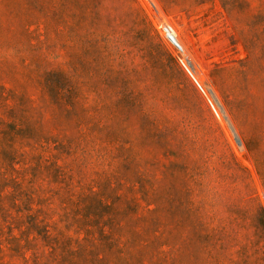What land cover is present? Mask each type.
Wrapping results in <instances>:
<instances>
[{
	"label": "trees",
	"instance_id": "trees-1",
	"mask_svg": "<svg viewBox=\"0 0 264 264\" xmlns=\"http://www.w3.org/2000/svg\"><path fill=\"white\" fill-rule=\"evenodd\" d=\"M57 46L65 68L44 72L37 104L0 86V264L264 262V207L219 129L189 137L198 121L174 125L119 84L93 103ZM253 121L244 146L264 191Z\"/></svg>",
	"mask_w": 264,
	"mask_h": 264
},
{
	"label": "rangeland",
	"instance_id": "rangeland-1",
	"mask_svg": "<svg viewBox=\"0 0 264 264\" xmlns=\"http://www.w3.org/2000/svg\"><path fill=\"white\" fill-rule=\"evenodd\" d=\"M154 1L213 95L215 120L158 34L144 0H0V86L37 104L44 72L65 68L57 45L66 43L93 103L112 104L111 90L119 84L143 89L150 110L174 125L198 121L200 127L184 131L189 137L201 134L203 122L219 129L264 207L262 184L244 146L255 115L264 120V0ZM34 8L40 21L31 19Z\"/></svg>",
	"mask_w": 264,
	"mask_h": 264
},
{
	"label": "built area",
	"instance_id": "built-area-1",
	"mask_svg": "<svg viewBox=\"0 0 264 264\" xmlns=\"http://www.w3.org/2000/svg\"><path fill=\"white\" fill-rule=\"evenodd\" d=\"M146 3V6L151 10V12L156 17V30L158 34L162 37V39L170 46L173 52V57L179 66V68L184 72V74L189 78L192 86L194 89L202 96V98L205 100V103L207 107L209 108L210 112L217 116L216 111V105L215 100L213 98V95L201 79L196 73V70L194 69L193 65L191 64V61L180 44L175 29L172 26V24L169 22V20L164 16V14L160 11L157 4L154 0H144Z\"/></svg>",
	"mask_w": 264,
	"mask_h": 264
}]
</instances>
